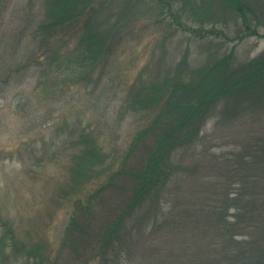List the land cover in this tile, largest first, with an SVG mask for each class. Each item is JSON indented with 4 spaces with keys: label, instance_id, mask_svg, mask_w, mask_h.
Returning a JSON list of instances; mask_svg holds the SVG:
<instances>
[{
    "label": "rangeland",
    "instance_id": "obj_1",
    "mask_svg": "<svg viewBox=\"0 0 264 264\" xmlns=\"http://www.w3.org/2000/svg\"><path fill=\"white\" fill-rule=\"evenodd\" d=\"M125 1L113 0L98 17L107 25L121 18V40L112 45L107 65L100 64L93 78L78 82L66 76L64 62L61 70L52 69L49 56L54 50H72L77 29L64 26L49 34L48 0H0V264L201 263L195 257L199 250L189 251L186 245L198 236L194 225L150 234L146 221L154 219L131 212L117 227L132 196L128 175L140 167L146 149L144 143L128 153L131 140L159 106L132 109L130 97L136 91L149 94L167 77L201 67L214 51L223 55L233 50L236 76L238 67L264 54V0H248L254 7L249 19L253 26L259 24L262 35L239 42L234 33L238 22L226 14L221 17L225 25H214L226 28L227 35L217 38L171 24L173 11L197 27L185 15L198 0L189 2L192 7L182 6V0H167L166 5L160 0ZM243 96L250 102L229 96L220 101L197 149L177 154L180 170L162 198L167 210L175 203L178 208L197 203L203 210L201 205L205 209L215 199L221 201L229 185L228 169L245 159L241 156L253 138L264 139V109L252 105L255 96ZM83 134L94 137L95 147H86ZM88 148L99 163H87ZM82 168L86 173L78 178ZM117 170L114 184L98 190ZM258 173L264 175V166ZM233 212L229 208V221H235ZM205 215L197 220L217 221L211 213ZM111 226L120 230L105 248ZM97 240L104 253L92 249ZM33 246L37 249L29 257Z\"/></svg>",
    "mask_w": 264,
    "mask_h": 264
},
{
    "label": "trees",
    "instance_id": "obj_2",
    "mask_svg": "<svg viewBox=\"0 0 264 264\" xmlns=\"http://www.w3.org/2000/svg\"><path fill=\"white\" fill-rule=\"evenodd\" d=\"M112 1L48 0L50 12L48 33L51 34L58 28L63 29L64 26L77 29L76 31L71 29L77 34V41L72 50H54L49 54L52 69H54L52 65H55L54 70H61V63L64 62L66 76L81 82L93 78L95 69L100 64L103 65L102 68L107 65L112 45L121 40V37L117 36L121 18L107 25L98 17ZM160 1L168 4L167 0ZM125 2L129 4L130 0ZM189 2L191 3V0H182V6L192 7ZM212 6L222 8L224 11L213 13ZM192 8L185 16L189 15L187 18L194 21L197 27L187 25L173 11L171 24L178 28L186 27L199 37L217 38L227 35L226 28L217 29L214 25L218 22L222 24L227 22L221 18L226 14L228 17H235L238 22L234 30L238 42L249 35H262L258 29L259 24L253 26L249 19L254 7L248 0H198L197 7ZM199 8L201 12L196 10ZM180 15L182 16L181 13ZM103 25H107L108 28L103 30ZM43 28L42 30H45ZM48 49L47 47L46 51ZM232 58V49L223 55L214 51L201 67L190 72L187 70L183 75L167 77L162 87L149 88V94L136 91L130 97L132 109H137L138 106L141 108L159 106L154 118L144 128L138 130L131 140L128 153H133L144 143L146 149L140 167L128 175L132 196L117 217V227L121 226V221L127 218V215H131V212H139L143 214V218L147 216L154 219L146 221L148 224L145 227L150 229V234L159 228L170 227L176 231L182 224L194 225L199 229L198 236L193 235L191 239L186 240V245L189 251L199 250L195 257L198 259L197 262L201 261L200 264H264V175L258 173L264 166V139L261 137L253 138L250 142L251 144L253 142L252 147L250 145V149L248 148L241 156L245 159L237 162L235 167L231 166L233 169L229 168L226 172L229 185H226L221 201L215 199L205 206V209L204 205H201L203 210L197 203L182 208H178L179 205L175 203L167 210L163 205V202L167 203L166 198L162 200L163 193L168 191L180 170L181 158H178L177 154L182 150L197 149L196 145L203 138L201 135L203 127L216 114L215 108L220 101L227 96L232 100L240 97L238 101H249L250 99L244 98L243 95L251 94L255 96V100H251L252 105L264 109V54L238 67L236 76L233 74ZM93 139L94 137L83 134L81 141L86 143V147H89V143L95 147ZM86 151V159L91 158L87 160L88 164L99 163L95 155L91 157L90 148ZM82 171L83 175L78 174V178L86 173L83 168ZM119 173L120 170L112 172L110 179L104 184L101 183L97 187L98 190L114 184L112 179ZM229 208H234L235 221L227 219ZM204 213H211L217 221L214 223L198 221L199 217H206ZM162 217H165L164 221H160ZM113 225H116V222ZM117 229L111 226L106 231L105 248L111 243ZM12 239L16 244V239L14 237ZM33 247L27 251L29 257L37 249L36 246ZM92 249L99 250L98 253L105 252L104 248L100 250L98 240ZM41 257L44 261V255Z\"/></svg>",
    "mask_w": 264,
    "mask_h": 264
}]
</instances>
